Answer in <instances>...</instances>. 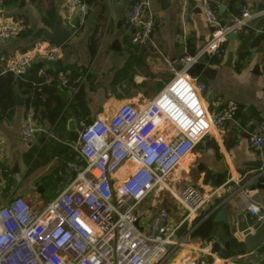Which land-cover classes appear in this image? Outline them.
Wrapping results in <instances>:
<instances>
[{"label": "crops", "instance_id": "1", "mask_svg": "<svg viewBox=\"0 0 264 264\" xmlns=\"http://www.w3.org/2000/svg\"><path fill=\"white\" fill-rule=\"evenodd\" d=\"M69 1L15 0L8 5L0 1V24L22 20L26 26L19 36L0 40V76L11 72L14 63L30 53L32 57L24 66L25 72L38 66L39 75L45 78L70 70L71 87L83 89L80 102L88 111L87 120L76 118L73 105L78 101L69 105L75 92L68 90L60 97L57 87L56 95L68 104L64 117L52 123L49 110L40 108L36 119L41 131L23 142L20 133L27 122L28 109L26 98L16 90V96L23 99V106L15 103L13 113L7 118L0 111V132L6 150L5 163L0 170V206L16 197L44 206L59 196L81 164L76 148L83 125L96 119H109L125 102L153 99L181 70L184 56L196 54L212 32L202 11V0H167L166 7L161 0H148L155 25L153 44L147 45L133 44L132 35L126 29L127 11L139 0H94L90 6L95 11L94 26L86 23L74 26L75 18H70L67 11ZM218 1L217 13L222 25L232 24L245 8L264 11V0ZM51 10L56 20L49 26L44 19ZM234 11L239 14L235 15ZM57 23L71 36L53 62L37 55L34 49L50 44L44 37L45 31L53 32ZM234 34L235 38L228 39L225 44L226 53L222 59L205 57L201 61L206 64L203 73L197 77L190 74L206 84L203 101L207 108L223 117L228 113L232 116L226 117L221 127L205 137L171 176L174 190L191 185L209 201L195 220L182 226L177 239L180 243L163 264H182L186 259L197 264H264V247L252 252L240 249L236 224L228 227L213 222L222 204L232 207L240 204L243 198L249 207L252 204L263 206V193L251 191V186L260 182V179L252 182L254 179L264 177V152L249 148L248 132L257 123L264 122L261 66L264 18L252 21L247 28L238 29ZM92 41L95 43L93 53ZM74 83L79 85L74 86ZM71 123L76 127L77 141L70 140ZM120 176L118 173L114 179ZM141 207L139 214L145 221L159 210H167L173 227L185 214L181 204L167 192L152 195ZM206 221L215 224L210 242L198 232L199 226ZM214 244L219 247L217 252L213 251Z\"/></svg>", "mask_w": 264, "mask_h": 264}, {"label": "built area", "instance_id": "2", "mask_svg": "<svg viewBox=\"0 0 264 264\" xmlns=\"http://www.w3.org/2000/svg\"><path fill=\"white\" fill-rule=\"evenodd\" d=\"M218 4V0H202L212 29L210 39L196 54L184 56L181 70L162 91L150 101L121 104L107 120L83 125L76 148L81 164L59 196L44 206L22 197L0 206V264H163L171 258L180 243V229L195 220L209 201L191 185L174 190L171 176L205 137L232 116L207 108L206 84L190 76V71L205 57L222 59L229 34L264 18V11L245 8L232 24L222 25ZM89 10L82 0H70L67 8L79 25L85 23ZM154 25L148 0L130 5L126 29L133 44H153ZM25 30L22 20L2 23L0 40L13 39ZM34 52L54 62L61 47L50 43L35 47ZM31 57L24 54L11 72L22 76ZM261 66L264 74V49ZM52 83L63 91L78 90L71 87L70 70L46 75L39 85ZM39 131L36 111L29 107L20 140L28 141ZM248 143L252 151L264 152L263 121L248 132ZM5 152L0 132V170ZM118 173L121 176L115 180ZM165 192L185 209L174 227L165 209L146 221L139 214L142 203ZM249 209L250 216L264 221V205L252 204ZM182 264L197 263L186 259Z\"/></svg>", "mask_w": 264, "mask_h": 264}, {"label": "trees", "instance_id": "3", "mask_svg": "<svg viewBox=\"0 0 264 264\" xmlns=\"http://www.w3.org/2000/svg\"><path fill=\"white\" fill-rule=\"evenodd\" d=\"M4 5L13 3L15 0H0ZM36 2L37 0H33ZM89 6L94 4V0H82ZM235 15H238V11H234ZM54 10L48 11L47 17L44 19L45 23L52 26L55 23ZM264 38V37H263ZM94 41L90 44L92 53L94 52ZM39 67L31 70H26L22 76H16L13 72H9L3 76H0V111L5 118L9 117L15 109V96L16 90L26 98L25 107H33L38 113L39 109L45 107L49 110V119L52 123L61 120L64 117L67 108V102L61 100L57 95V85L52 83L51 85H39L43 82L44 77L39 75ZM75 79V76L73 77ZM78 83H74V86H78ZM47 98L44 99V96ZM83 95V89L78 87L77 92L70 100L69 105L76 100L78 101L73 105V115L80 120H87L86 116L88 111L85 106L80 102ZM238 114V113H237ZM237 114L234 115L237 118ZM89 124V123H88ZM204 239L209 242L212 241V236L215 232V224L212 221L203 222L199 228ZM219 247L214 244L213 251L217 252Z\"/></svg>", "mask_w": 264, "mask_h": 264}, {"label": "water", "instance_id": "4", "mask_svg": "<svg viewBox=\"0 0 264 264\" xmlns=\"http://www.w3.org/2000/svg\"><path fill=\"white\" fill-rule=\"evenodd\" d=\"M161 3L163 7H166L169 5V2L167 0H161ZM94 18H95V11L94 7H90L87 19H86V25L88 26H94ZM76 25V21L73 24ZM71 34L66 29H60V23H57L56 29L53 32L45 31V39L58 47H62L66 41L70 38ZM235 34L231 33L229 34L228 39H234ZM230 60V57H229ZM206 64L205 63H198L195 65L191 71L190 74L193 76H200L203 71L205 70ZM57 94L60 97H64L65 91L58 90ZM15 103L17 106H23V99L19 96L15 97ZM43 114V112H41ZM2 120V116L0 113V121ZM69 130L71 131L70 140L77 141L76 138L78 137V134L76 133V127L73 123L70 124ZM260 179V182L255 183L253 186H251V191H261L263 193L262 197V203L264 205V177L259 176L258 178L254 179L252 182L257 181ZM241 203L233 205L232 207H229L228 204H222L217 208V212L215 214V217L213 219V222L216 224H223L225 226H232L236 224V230L238 233L237 239V246L240 249H246L248 251H255L257 249H260L264 247V221L258 222L256 218L250 216V209L249 205L241 198Z\"/></svg>", "mask_w": 264, "mask_h": 264}, {"label": "rangeland", "instance_id": "5", "mask_svg": "<svg viewBox=\"0 0 264 264\" xmlns=\"http://www.w3.org/2000/svg\"><path fill=\"white\" fill-rule=\"evenodd\" d=\"M140 207H141V205H140ZM140 207H139V208H140ZM141 208L143 209V207H141Z\"/></svg>", "mask_w": 264, "mask_h": 264}]
</instances>
